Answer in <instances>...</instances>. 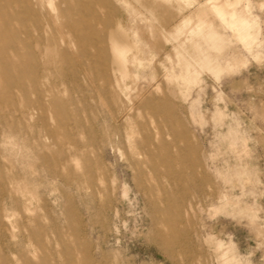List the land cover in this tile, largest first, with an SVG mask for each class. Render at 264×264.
Listing matches in <instances>:
<instances>
[{"label":"rangeland","instance_id":"rangeland-1","mask_svg":"<svg viewBox=\"0 0 264 264\" xmlns=\"http://www.w3.org/2000/svg\"><path fill=\"white\" fill-rule=\"evenodd\" d=\"M0 264H264V0H0Z\"/></svg>","mask_w":264,"mask_h":264},{"label":"bare ground","instance_id":"bare-ground-1","mask_svg":"<svg viewBox=\"0 0 264 264\" xmlns=\"http://www.w3.org/2000/svg\"><path fill=\"white\" fill-rule=\"evenodd\" d=\"M103 3V2H102ZM101 3V4H102ZM109 3L110 2H108V6H109ZM111 6V5H110ZM108 9V8H107ZM109 10H111L110 8H109ZM15 11V10H14ZM108 15H109V13H108ZM236 22H239L238 20H235ZM99 40V39H98ZM121 47L124 49V51H129V52H132V53H134V51L136 50V48L134 47V46H128L126 43H124V42H118V45H117V48L119 49V50H121Z\"/></svg>","mask_w":264,"mask_h":264}]
</instances>
